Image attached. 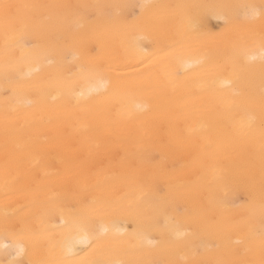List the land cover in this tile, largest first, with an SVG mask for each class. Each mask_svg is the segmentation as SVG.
<instances>
[{"label":"bare ground","instance_id":"6f19581e","mask_svg":"<svg viewBox=\"0 0 264 264\" xmlns=\"http://www.w3.org/2000/svg\"><path fill=\"white\" fill-rule=\"evenodd\" d=\"M262 3L0 0V264H259Z\"/></svg>","mask_w":264,"mask_h":264},{"label":"snow or ice","instance_id":"6c2138e0","mask_svg":"<svg viewBox=\"0 0 264 264\" xmlns=\"http://www.w3.org/2000/svg\"><path fill=\"white\" fill-rule=\"evenodd\" d=\"M2 7L5 10V15L7 16V10L13 6L4 4ZM126 7H133V6H126ZM140 7L147 8L149 7V5L142 4L140 5ZM182 7L197 9L200 7H207V6L189 5V6H182ZM212 7H226V6L221 5V6H212ZM251 7L253 9L252 16L254 17L255 15H257L256 6L253 5ZM261 12L264 13V3H262L261 5ZM184 20H185L187 27L190 30H194L197 28V13L195 11L187 13L184 17ZM218 39L226 47L231 46L233 50H236V47H237L236 42L235 40L231 39L228 34H224L220 36ZM241 51H242L243 58L246 62H252L257 59L264 62V36H262L260 39L258 51L253 48H245V49H242ZM240 68L241 66L234 62L233 63V75L237 74ZM223 82L229 83L230 81L225 80ZM106 83L107 82L104 79L102 78L98 79L95 83L92 84L89 91L90 92L98 91L100 90V88L104 87ZM262 104H264V100H262ZM261 164H262V167H264V143L261 144ZM100 214L102 215L103 211H101ZM243 227L246 229V234L248 236H252L255 234V223L251 217L247 221L244 222ZM259 227H260V233H261V249H262L261 260L259 261V264H264V208H262V211H261ZM69 231L70 233H73V234L71 235L65 247V250L67 253H71L77 245H89L90 246L92 243L98 242L99 238L103 236L108 231V229L102 222L99 224L98 230H94L92 228L84 227L79 221H73L69 225ZM3 247L13 248L16 251L17 255H20L24 252V245L22 242H20L19 239H17L16 243H14L13 245L5 244L3 245ZM45 264H60V262L56 260H50V261L45 262ZM88 264H125V262L120 261V260L113 261L110 259H99V260L88 262ZM246 264H255V262H246Z\"/></svg>","mask_w":264,"mask_h":264}]
</instances>
